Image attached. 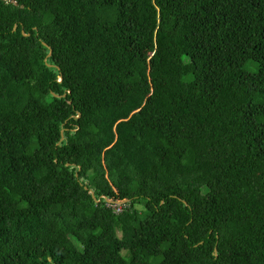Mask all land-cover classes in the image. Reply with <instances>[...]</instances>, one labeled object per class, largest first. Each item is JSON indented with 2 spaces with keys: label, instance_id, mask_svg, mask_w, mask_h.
<instances>
[{
  "label": "trees",
  "instance_id": "trees-1",
  "mask_svg": "<svg viewBox=\"0 0 264 264\" xmlns=\"http://www.w3.org/2000/svg\"><path fill=\"white\" fill-rule=\"evenodd\" d=\"M0 264H264V0H0Z\"/></svg>",
  "mask_w": 264,
  "mask_h": 264
},
{
  "label": "water",
  "instance_id": "water-1",
  "mask_svg": "<svg viewBox=\"0 0 264 264\" xmlns=\"http://www.w3.org/2000/svg\"><path fill=\"white\" fill-rule=\"evenodd\" d=\"M25 36H28V35H26L25 33H23ZM63 97H65V96H63ZM80 115V114H79ZM79 117V116H78ZM77 117V118H78ZM90 192V194L93 196V198L96 200V196H95V193L93 192V191H89ZM108 200V199H107ZM110 202V201H109ZM127 201H125V202H123L122 204H124V203H126ZM117 204H119V203H117Z\"/></svg>",
  "mask_w": 264,
  "mask_h": 264
},
{
  "label": "clouds",
  "instance_id": "clouds-1",
  "mask_svg": "<svg viewBox=\"0 0 264 264\" xmlns=\"http://www.w3.org/2000/svg\"><path fill=\"white\" fill-rule=\"evenodd\" d=\"M8 1H9V0H8ZM11 1H12V0H11ZM11 1H10V2H11ZM28 36H29V35H28ZM117 205H118V204L116 203L115 206H117Z\"/></svg>",
  "mask_w": 264,
  "mask_h": 264
},
{
  "label": "rangeland",
  "instance_id": "rangeland-1",
  "mask_svg": "<svg viewBox=\"0 0 264 264\" xmlns=\"http://www.w3.org/2000/svg\"><path fill=\"white\" fill-rule=\"evenodd\" d=\"M11 0H9V2H10Z\"/></svg>",
  "mask_w": 264,
  "mask_h": 264
}]
</instances>
